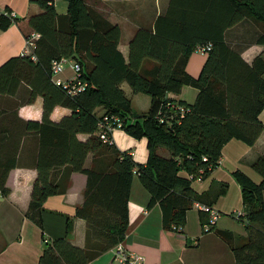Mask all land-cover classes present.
<instances>
[{"label":"trees","instance_id":"trees-1","mask_svg":"<svg viewBox=\"0 0 264 264\" xmlns=\"http://www.w3.org/2000/svg\"><path fill=\"white\" fill-rule=\"evenodd\" d=\"M37 1L42 11L26 18L25 34L37 30L41 36L30 52L0 64V190L9 194L7 179L13 168H36L26 215L43 227L47 197L66 192L74 171L87 174L85 198L75 213L86 221L85 245L74 244L66 235L48 238L38 264H86L122 242L129 226L134 173L151 194L148 207L161 206L163 227L184 232L188 209L196 202L214 205L210 194L199 193L193 181L219 164L231 138L254 144L264 129L259 117L264 108L262 59L257 56L250 64L241 55L245 45L237 49L226 37L230 27L240 24L244 42L264 44V0H171L153 27H140L132 36L129 59L119 48L120 25L87 0H69L66 13H59L51 0ZM9 12L0 13V27L17 21L22 25ZM208 24L211 32L205 30ZM206 43L211 44L208 57L200 74L193 76L186 69L187 60ZM62 56L81 63L84 90L70 94L53 79L52 61ZM124 81L135 92L151 95L148 111H134ZM184 84L199 89L193 103L168 95L180 92ZM38 96L43 97V118L19 116V107ZM170 102L189 109L180 116L170 111ZM56 105L72 111L53 120L50 114ZM98 107L104 111L99 113ZM104 114L118 115L131 135L147 137L145 162L103 141L97 130ZM79 133L90 135L81 139ZM162 147L169 153H161ZM252 166L261 174L260 181L234 171L242 188L241 218L247 230L246 240L233 245L236 264H264V153ZM223 185L222 191L228 184ZM199 214L206 232L203 223L209 212L199 208ZM230 234L221 232L227 239Z\"/></svg>","mask_w":264,"mask_h":264},{"label":"crops","instance_id":"crops-1","mask_svg":"<svg viewBox=\"0 0 264 264\" xmlns=\"http://www.w3.org/2000/svg\"><path fill=\"white\" fill-rule=\"evenodd\" d=\"M51 1L59 13L67 12L69 0ZM170 1L87 0L90 5L102 10L112 22L120 25L122 33L119 48L127 59L132 36L140 27H153L157 17L167 12ZM7 10L15 12L22 25L17 21L5 29L0 27V64L13 55L25 52V31L29 30L25 20L30 15L42 11V7L37 0H0V13ZM200 27L204 29V26ZM194 28L198 27L194 25ZM243 28L240 24L230 27L227 40L237 49L245 45L241 55L250 64L257 56L262 59L260 65L264 64V44L244 42L241 36ZM207 29L211 32L210 24L205 26L206 31ZM207 57V52L195 49L189 55L186 69L193 76H198ZM72 73L73 70L68 64L61 76L68 78ZM122 87L131 99L134 111L149 110L152 102L150 94L135 92L127 81L122 83ZM198 92L196 86L184 84L180 92L169 91L168 95L193 103ZM7 100L8 98H3L2 101ZM97 110L99 113L104 111L103 107H98ZM71 111L70 107L56 105L50 117L58 121ZM18 115L25 119L41 120L43 97L38 96L33 103L19 107ZM259 117L264 123V108ZM89 135L79 133L78 136L86 139ZM112 136L119 150H130L139 162L147 160V137L137 138L123 128H116ZM262 153L264 129L254 144L231 138L223 146L219 164L209 175L193 181V186L199 193L210 194L207 197L214 199L213 206L220 212L215 228L206 232L202 229L199 208L196 206L187 210L184 235L165 229L161 206L157 203L151 208L148 207L151 194L139 175L134 173L128 202L129 226L123 243L128 249L144 254L147 264H236L233 245L246 240L247 230L246 221L232 214L236 209L245 211L242 188L234 171L242 170L253 180L260 181L261 174L252 166V162ZM91 159L92 153L86 160L87 166L91 164ZM37 175L38 171L34 167H15L7 179L9 194L5 195L0 190V264H38L45 243L44 238L53 239L66 235L74 244L85 245L86 221L75 213L77 206L81 205L85 198L87 174L74 171L66 192L47 197L42 211L43 227L26 215ZM223 183L228 184L224 191ZM223 230L230 231L229 239L221 235ZM113 257L114 250L111 248L86 264H115Z\"/></svg>","mask_w":264,"mask_h":264},{"label":"built area","instance_id":"built-area-1","mask_svg":"<svg viewBox=\"0 0 264 264\" xmlns=\"http://www.w3.org/2000/svg\"><path fill=\"white\" fill-rule=\"evenodd\" d=\"M11 16H17L15 12L9 13ZM41 36V33L37 30L31 31L26 36V47L25 52H30L33 46L36 44V39ZM211 48L210 43L200 44L196 47L197 50L202 52H207ZM67 64H70L73 73L68 78H63L61 73L65 70ZM53 79L55 82L64 88L70 94H75L80 90H84L87 86V81L82 78V65L81 63L67 56H62L60 58H55L51 64ZM169 109L175 114L183 116L186 111H188V107L181 103L170 102ZM162 120V118L160 117ZM123 121L116 114H104L98 122V134L105 142L114 143L112 133L116 128H122ZM207 159V156H204ZM202 171V169H201ZM202 178V177H197ZM196 207L201 208L205 211L209 212V218L207 221L203 223V227L205 231H211L212 228L216 225L217 220L220 216V212L213 206L202 202H196ZM232 214L241 218L245 215V211L242 209H236L232 212ZM179 234L184 235L183 231H178ZM48 238H45L46 241ZM114 257L113 260L115 264H147V259L144 254L128 249L125 244L122 242L118 243L113 247Z\"/></svg>","mask_w":264,"mask_h":264},{"label":"rangeland","instance_id":"rangeland-1","mask_svg":"<svg viewBox=\"0 0 264 264\" xmlns=\"http://www.w3.org/2000/svg\"><path fill=\"white\" fill-rule=\"evenodd\" d=\"M68 65V64H67ZM161 153H164V154H167L169 151H168V149H166V148H164V147H162L161 148ZM136 160V159H135ZM237 222H238V220H237Z\"/></svg>","mask_w":264,"mask_h":264}]
</instances>
